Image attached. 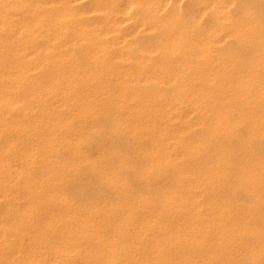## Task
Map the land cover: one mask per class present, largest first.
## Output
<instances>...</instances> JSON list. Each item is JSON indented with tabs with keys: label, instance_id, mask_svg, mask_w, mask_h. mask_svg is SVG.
I'll return each mask as SVG.
<instances>
[{
	"label": "bare ground",
	"instance_id": "bare-ground-1",
	"mask_svg": "<svg viewBox=\"0 0 264 264\" xmlns=\"http://www.w3.org/2000/svg\"><path fill=\"white\" fill-rule=\"evenodd\" d=\"M104 15L113 26V14ZM72 21L82 28L70 0H0V264H264L263 24L251 20L253 29L235 28L247 32L243 46L260 50L257 59L234 58L209 70L205 62L172 58L157 73H147L136 55L113 56V44L101 40L104 30L97 32L96 23H89L83 36H72L66 27ZM172 37V50L178 51ZM79 39L83 59L66 48ZM154 84L177 87L178 94L167 99L153 89L134 88ZM84 96L91 106L103 99L127 108L129 135L149 144L135 163H123L138 180L164 181L167 174L152 169L160 164L171 169L168 187L154 190V200L127 199L116 187L121 205L109 212L124 217L109 232H102L107 219L92 223L97 211L68 202L62 193L63 182L83 161L75 149L80 134L95 128L72 123L58 108L67 107L79 119ZM138 100L144 106L134 111L130 103ZM194 111L207 135L187 143L184 119ZM144 112L154 120L142 121ZM231 112L237 123L230 122ZM238 128H248L253 144L241 139L238 149L222 150L214 138H239ZM208 139L212 156L195 158ZM59 149L79 161L56 159ZM181 158L192 164L180 167ZM221 184L253 202H226L217 194Z\"/></svg>",
	"mask_w": 264,
	"mask_h": 264
},
{
	"label": "rangeland",
	"instance_id": "rangeland-1",
	"mask_svg": "<svg viewBox=\"0 0 264 264\" xmlns=\"http://www.w3.org/2000/svg\"><path fill=\"white\" fill-rule=\"evenodd\" d=\"M223 4L221 7L220 0H70L72 11L82 17L83 26L81 28L72 21L67 23L66 27L74 36L83 34L89 23H96L97 32L104 30L101 40L113 44L110 50L113 56H119L121 52L126 56L136 55L144 64L147 73H157L172 58L198 65L205 62L207 69L216 70L215 65L218 62L231 64L234 58L244 62L262 56L260 50L254 52L243 46V40H248L245 34L247 32H238L235 28L238 26L253 29L254 24L251 20H257V23H262L264 27V0H223ZM114 5H117V10L112 8ZM99 8L103 9V12ZM105 12L113 14L115 18L113 26L107 21ZM219 14L227 16L231 22L223 21ZM172 35H176L179 42L178 51L172 50L175 49L172 45L176 40H171ZM118 36L121 38L118 39ZM66 48L78 59L85 57L84 45L80 39L66 44ZM122 65L126 68L133 66L129 61H124ZM134 88L139 92L153 89L167 99L178 94L177 87H166L161 84ZM85 98L86 96L78 107L79 119H75L67 107L58 108V114L63 118H72V123L78 120L80 127L90 124L95 128L93 133L87 134L83 130L80 134L81 142L75 149L79 154L78 159L83 161L73 178L63 182L62 193L68 202L79 204L84 210H96L97 215L92 219V223H105L107 219V226L102 232H109L117 230L120 220L124 217L121 211L114 214L109 212L121 205L117 189L121 187L130 200L136 197L154 200V190L168 187L171 169L162 164L152 169L167 174V180L149 178L148 183L138 180L132 168L124 164L135 163L142 152L149 150V144L145 138L138 141L129 135L128 125L131 118L128 116L127 108L115 104L108 105L103 99L91 106L90 98ZM143 104L139 100L133 101L130 108L136 111L144 106ZM144 113L145 115L140 118L142 121L154 120L151 119L154 118L152 115ZM229 115L231 123L238 122L236 112ZM184 121L188 128L182 133L184 142L191 143L196 138L206 137L207 129L198 124L197 112L188 113ZM175 127H178V124ZM247 129L238 128L236 135L238 133L239 138L235 136L231 139L221 137L214 139L222 150L238 149L241 139L248 145L253 144L247 136ZM207 142L203 153L202 150L193 153L195 158L202 159L205 153L212 156L213 142L209 139ZM55 158L60 161H79L73 160V157L63 149L57 151ZM84 160L88 166H83ZM176 164L188 167L192 162L181 158ZM90 167H93L92 170ZM34 169L33 175L38 176L39 169ZM122 181L127 185H120ZM217 189V194L223 200H227L226 202L232 200L240 206H249L253 202L251 196L247 197L241 191L231 192L227 184H221ZM202 204L199 202V205ZM242 264H246L245 261Z\"/></svg>",
	"mask_w": 264,
	"mask_h": 264
}]
</instances>
